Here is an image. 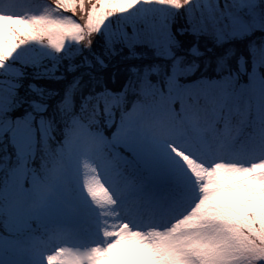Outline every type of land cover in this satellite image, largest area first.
<instances>
[{
  "label": "snow or ice",
  "instance_id": "snow-or-ice-1",
  "mask_svg": "<svg viewBox=\"0 0 264 264\" xmlns=\"http://www.w3.org/2000/svg\"><path fill=\"white\" fill-rule=\"evenodd\" d=\"M0 264H264V0H0Z\"/></svg>",
  "mask_w": 264,
  "mask_h": 264
}]
</instances>
